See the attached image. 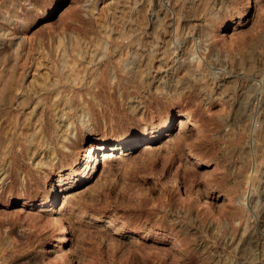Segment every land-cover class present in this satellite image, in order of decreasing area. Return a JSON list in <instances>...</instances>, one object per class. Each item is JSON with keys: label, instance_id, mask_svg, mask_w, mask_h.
<instances>
[{"label": "rangeland", "instance_id": "374dc122", "mask_svg": "<svg viewBox=\"0 0 264 264\" xmlns=\"http://www.w3.org/2000/svg\"><path fill=\"white\" fill-rule=\"evenodd\" d=\"M4 29L48 91L2 123L0 264H264V0H0Z\"/></svg>", "mask_w": 264, "mask_h": 264}, {"label": "bare ground", "instance_id": "6f19581e", "mask_svg": "<svg viewBox=\"0 0 264 264\" xmlns=\"http://www.w3.org/2000/svg\"><path fill=\"white\" fill-rule=\"evenodd\" d=\"M8 19V18H7ZM11 21V20H10ZM13 22V21H11ZM10 24V23H9ZM3 27V26H2ZM8 28V27H7ZM7 29H4L2 32L3 35V39H0V44H3L5 41L8 42L9 40H6L5 38L8 37V31H6ZM13 33V32H12ZM10 35V34H9ZM16 38V37H15ZM12 39V38H11ZM4 45V44H3ZM5 47V46H4ZM19 47H20V37H18L17 39H13L10 40L8 42V51H2L0 52V145L4 142L2 139V134L4 132V127H2V123L3 122H9V114H11L12 112H16L17 110L21 109V108H26V105L28 103H30L32 100H35L34 98H36L38 96V94H43L46 93L48 91V89L46 87L41 86L39 83H37L36 81H30L29 83H27V86H25V88L23 87V85L21 84V82L19 81V79H17L16 76H18V71L16 68V63L18 62L17 60L20 58V54H19ZM38 48V47H37ZM5 50V48H3ZM26 55V54H25ZM36 58L32 57L30 54L26 55L24 57V64H22L21 69L22 71L20 72V76L27 73L29 68L33 65L32 63H36L35 62ZM40 64V63H39ZM40 68V67H39ZM20 69V68H19ZM18 69V70H19ZM46 69V68H45ZM48 69V68H47ZM30 71V70H29ZM44 73V72H43ZM17 74V75H16ZM67 79V78H66ZM59 82V80H57ZM55 82V81H54ZM53 82V83H54ZM43 84V83H42ZM57 84V82H56ZM49 85V84H48ZM59 88V87H58ZM23 91L24 95L23 97L20 99L15 98V100L12 102L11 99L13 98V95H16L15 92L17 91ZM58 93H60L59 90H57V92L55 93V97L57 98V96L59 95ZM21 94V93H20ZM41 94V95H42ZM54 94V93H53ZM16 97V96H15ZM20 97V96H19ZM48 97V96H47ZM59 97V96H58ZM52 98V102L48 104V106H46L48 110H51L52 113L47 116V119H45L43 124H40V126L38 127L37 130H39V132L41 131H45V129H47L46 131L49 133V128H51L50 125V118L51 116L54 117L55 115L59 114L58 110L56 112L57 106H58V98ZM43 101V100H41ZM71 102V101H70ZM38 103V101H37ZM77 106V104H76ZM59 108V107H58ZM73 108V107H72ZM81 108V107H80ZM66 109V108H65ZM7 110V111H4ZM68 110V109H67ZM50 111V112H51ZM61 111V109L59 110ZM25 112V111H24ZM46 112V110L44 111V113ZM62 114H65L63 112V110L61 111ZM23 113V112H22ZM24 114V113H23ZM47 114V113H45ZM67 114V112H66ZM248 114V113H247ZM61 115V114H60ZM59 116V115H58ZM246 116V115H245ZM19 117V116H18ZM46 117V116H45ZM62 117L61 116L59 119V123L57 125V127L55 128V134L53 137L56 141V144H58V142H60L61 137L63 136L64 131L67 129V125L64 120L62 122ZM65 117V116H64ZM68 117V116H67ZM3 118L2 122L1 119ZM20 118V117H19ZM26 118V117H25ZM41 118V117H40ZM70 118V117H69ZM23 119V117H22ZM10 120V119H9ZM19 121V120H18ZM41 121V119H40ZM39 121V122H40ZM43 122V121H41ZM40 122V123H41ZM70 122V121H69ZM183 124L187 123V124H193L192 119L189 116H186L184 120L181 121ZM12 123V122H11ZM71 123V122H70ZM6 124V123H5ZM22 124V123H20ZM15 125V124H14ZM171 126V122L170 120H168L165 125L163 126V131H166L170 128ZM6 127V126H5ZM35 127V128H37ZM4 128V129H3ZM17 128V127H16ZM22 128V127H21ZM11 130V129H10ZM23 130V129H22ZM18 131V130H17ZM21 134V131L19 132ZM18 133V134H19ZM45 133V132H44ZM7 136V135H6ZM16 136V135H15ZM17 137V136H16ZM12 137L11 139H9V146L10 148H13V145H15V142L17 141V138ZM43 137V135H42ZM52 138V139H53ZM8 139V138H7ZM6 139V140H7ZM29 139V138H28ZM49 139V138H48ZM134 139V138H132ZM50 141V140H49ZM48 141V142H49ZM43 142V141H42ZM30 143V142H29ZM28 143V144H29ZM31 144V143H30ZM52 143L49 142V144H47L46 142V148L44 147V155L48 156L46 154H54L56 152V148L55 145H51ZM124 144V140H121L118 144L116 145H111V149H116L117 147H120ZM7 145V144H6ZM126 145V144H125ZM109 147V148H110ZM15 148V147H14ZM16 149V148H15ZM3 150V149H2ZM119 150V149H118ZM2 152V151H1ZM5 152V151H4ZM27 152V151H26ZM108 152V151H107ZM30 153V152H29ZM89 153V152H88ZM104 154H107L106 151L103 152ZM24 153H22V150L15 152L10 156V161L8 162V164H6L8 167H11V170H13V168L15 169V167L17 166V164L20 162V156H22ZM4 155V154H3ZM9 155V154H8ZM1 157V156H0ZM106 157V156H105ZM105 157H103L105 159ZM109 157V155H108ZM91 155L90 154H86L83 161L84 162H88V160L90 161ZM107 158V157H106ZM108 159V158H107ZM7 160V159H6ZM9 160V159H8ZM6 162V161H5ZM5 162H3L5 164ZM44 161H40V164H42ZM83 162V163H84ZM82 163V161H81ZM0 165V176L6 173V168H7V173L5 174L7 177L9 176V170L8 167L5 168V165ZM79 164V163H78ZM88 164V163H87ZM83 165V164H81ZM10 169V168H9ZM14 171V170H13ZM53 193V191H52ZM48 196V195H47ZM52 197L54 199L55 197V192L54 194H52ZM258 216L262 218V224L259 225V227H262L264 229V205L258 209ZM57 222V221H55ZM261 222V221H260ZM58 226L61 225L60 220L57 222ZM258 224V223H257ZM61 227V226H59ZM255 232V231H254ZM254 233L250 232V235L248 236L247 241H251L252 237ZM250 243V242H247Z\"/></svg>", "mask_w": 264, "mask_h": 264}]
</instances>
